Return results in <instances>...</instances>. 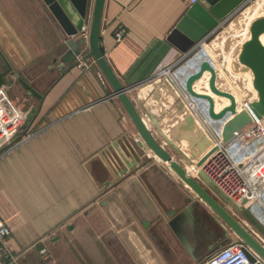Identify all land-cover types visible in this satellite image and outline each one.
<instances>
[{"label":"crops","instance_id":"crops-1","mask_svg":"<svg viewBox=\"0 0 264 264\" xmlns=\"http://www.w3.org/2000/svg\"><path fill=\"white\" fill-rule=\"evenodd\" d=\"M92 6L90 0L87 31ZM190 7L186 0H106L99 48L144 126L202 182L197 165L213 153L215 139L222 141L232 115L212 119L209 102L187 93V83L207 63L215 87L232 95L225 91L230 85L237 95L236 113L249 110L257 92L239 57L252 25L264 18V0H252L182 52L168 37ZM120 28L126 34L117 42ZM68 40L43 0H0V72L4 60L11 68L10 91H0L27 116L0 152V221L10 230L12 264H205L221 248L242 243L176 173L138 147L132 120L87 57V39L79 57ZM210 77L202 72L192 91L202 94L195 90L202 80L213 94ZM222 98L227 104L212 98L215 114L230 106ZM242 225L264 247L260 233Z\"/></svg>","mask_w":264,"mask_h":264},{"label":"water","instance_id":"water-1","mask_svg":"<svg viewBox=\"0 0 264 264\" xmlns=\"http://www.w3.org/2000/svg\"><path fill=\"white\" fill-rule=\"evenodd\" d=\"M53 12L56 19L65 30L70 40L66 42L67 48L75 57H79L83 53L84 39L82 38V30L85 19L90 12V0H43ZM106 0H93L91 9L90 24L88 31V48L87 57H92L104 77L112 86L114 96L118 97L125 111L132 120L143 144L137 142L141 149H149L162 162L169 164L171 171L176 173L178 177L216 214V216L234 233V235L243 243L245 253L250 263L264 264V247L258 242L248 229L242 225L230 211L228 207L234 211L242 220L260 233L264 239V226L248 211L240 209L236 206L223 192H221L215 184L206 176L202 169V163L207 156L199 162L197 174L202 182L196 181L189 176L184 168L172 159L170 153L164 150L152 133L144 126L142 119L135 110L133 104L126 95V89L123 88L116 75L104 59L99 48V36L102 22V15ZM252 0H198L196 4L191 5L184 17L178 22L174 30L168 37L169 42L182 52L188 51L190 48L201 43L208 35L213 33L215 28L223 24L230 17L234 16L239 10ZM264 32V18L254 22L251 27V40L247 42L239 57L240 63L245 65L253 74V85L257 92V101L249 105V110L243 109L236 113L235 100L231 94L222 92L215 87L216 75L207 63L201 67V72L189 79L187 83V93L197 99H204L209 102V114L214 120L221 119L227 112L232 117L222 127V144L228 143L239 132L258 119L264 116V47L259 43V36ZM6 68L0 72V89L5 92L10 91L11 81L8 75L11 68L4 60ZM205 70L211 73L209 80L210 91L220 97L229 99L230 106L221 110L219 114L214 113V101L205 94H197L192 91V82L199 78ZM21 85L30 94L35 97L39 95L24 81L19 78L18 74H13ZM216 150L215 148L213 151ZM249 250V252L246 250ZM251 251V252H250ZM256 254L260 261L252 254Z\"/></svg>","mask_w":264,"mask_h":264},{"label":"built area","instance_id":"built-area-1","mask_svg":"<svg viewBox=\"0 0 264 264\" xmlns=\"http://www.w3.org/2000/svg\"><path fill=\"white\" fill-rule=\"evenodd\" d=\"M186 1L190 6L198 2ZM124 35L125 30L118 29L116 41H121ZM81 36L84 40L88 37L85 27ZM26 119V113L0 91V152L13 144ZM215 146L218 149L202 164L203 172L236 206L264 222V118L256 120L227 144L215 139ZM9 236V228L0 221V258L5 264L16 261L15 252L8 244ZM244 250L242 243L234 242L211 255L205 264H252ZM252 254L259 262V257Z\"/></svg>","mask_w":264,"mask_h":264},{"label":"bare ground","instance_id":"bare-ground-1","mask_svg":"<svg viewBox=\"0 0 264 264\" xmlns=\"http://www.w3.org/2000/svg\"><path fill=\"white\" fill-rule=\"evenodd\" d=\"M260 41H261V43L262 44H264V34H262L261 36H260ZM222 65H223V63H222ZM166 73V72H165ZM169 74V73H168ZM247 74L249 75V79L251 78L252 79V74H251V72L250 71H247ZM167 77V76H166ZM169 77V76H168ZM171 77V76H170ZM172 78V77H171ZM171 80V79H170ZM204 80V79H203ZM172 81V80H171ZM207 85H205L204 83H203V81L202 80H200L199 82H197V85H196V87H195V90H196V92H198V93H202V94H209V95H211L212 96V98H214V101H215V103L217 104V105H219V104H221V102H226L225 104H227V100L226 99H223L222 97H219V96H214L213 94H211L210 92H209V90L207 89V87H206ZM221 90V89H220ZM252 90V89H251ZM222 91H223V89H222ZM225 91H227V92H229L228 90H225ZM253 91V90H252ZM231 92V91H230ZM229 92V93H230ZM232 93V95L234 96V98H238L237 97V95L235 94V93H233V92H231ZM254 94V93H253ZM253 124H255V122L253 123ZM214 148L217 150L218 148L216 147V146H214ZM149 153H152V151H149ZM153 154V153H152ZM160 160V159H159ZM161 161V160H160ZM162 162V161H161ZM163 163V165L164 166H167V168L170 170V168H169V164L168 163H166V162H162Z\"/></svg>","mask_w":264,"mask_h":264},{"label":"rangeland","instance_id":"rangeland-1","mask_svg":"<svg viewBox=\"0 0 264 264\" xmlns=\"http://www.w3.org/2000/svg\"><path fill=\"white\" fill-rule=\"evenodd\" d=\"M86 32H87V30H85ZM125 34H126V31H125ZM161 76V75H160ZM156 78H160V79H162V77H156ZM226 88H227V90H232V88L230 87V85H228V86H226ZM231 92H233V90L231 91ZM235 92H237V90H235ZM251 92H252V90H251ZM254 93V92H253ZM255 94V93H254ZM187 95V94H186ZM249 97L250 98H252V99H254L255 98V96L253 95V94H251V93H249ZM211 155V154H210ZM205 162V161H204ZM202 167V166H201ZM200 167V169H202ZM232 214L234 215V217L240 222V223H244V220H242V218H240L234 211H232Z\"/></svg>","mask_w":264,"mask_h":264}]
</instances>
